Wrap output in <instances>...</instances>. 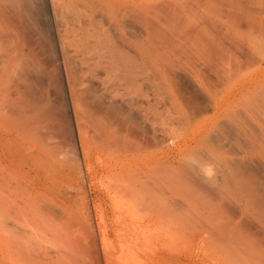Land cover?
Masks as SVG:
<instances>
[{
	"label": "bare ground",
	"instance_id": "bare-ground-1",
	"mask_svg": "<svg viewBox=\"0 0 264 264\" xmlns=\"http://www.w3.org/2000/svg\"><path fill=\"white\" fill-rule=\"evenodd\" d=\"M226 15L252 35L237 40L239 51L251 49L253 35L264 38V0H236ZM131 17L142 20L128 0H0V264H126V258L140 256L143 264H207L206 252L214 245L264 250V60L239 85L219 95L211 89L209 75L196 68L200 89L215 94L204 96L208 101L202 105L197 103L200 85L194 102L173 71V76L162 74L164 81L149 82L152 92L146 94L139 83L147 77L138 68L154 63L157 73L162 64L146 62L151 41L145 38V48L143 39H129ZM183 32L181 43L194 38L208 56L217 42L191 27ZM131 41L137 54L144 51L148 57L133 58ZM151 70L150 76L155 74ZM158 83L161 92L155 90ZM165 90L172 91L171 98L166 92L160 96ZM126 91L133 94L127 101ZM142 95L151 96L146 107ZM116 96L127 105L136 99V109L143 104L147 116L137 110L150 126L133 121L128 108L124 111L130 117L124 113L127 119L120 118ZM162 100L175 116L165 110L164 118ZM239 105L242 113L234 109ZM93 112L104 123L95 120L103 125L97 132L90 121L100 132L97 142V134L92 136L91 147L86 126ZM161 132L172 145H162ZM217 134L227 139L232 134L235 138L229 139H238L242 147L227 142L230 155L234 148L239 151L229 159L216 156L226 147ZM62 147L76 164H66ZM213 152L223 166L217 171L209 161ZM81 167L93 191L96 228L87 203L74 208L64 197L66 187L57 188L69 186ZM98 175L101 186L95 181Z\"/></svg>",
	"mask_w": 264,
	"mask_h": 264
},
{
	"label": "rangeland",
	"instance_id": "rangeland-1",
	"mask_svg": "<svg viewBox=\"0 0 264 264\" xmlns=\"http://www.w3.org/2000/svg\"><path fill=\"white\" fill-rule=\"evenodd\" d=\"M226 4H228L230 6V9H232L233 5L236 4V0H128L129 8L131 10H134L138 15H140L142 17V20H140V19L135 20L132 17L131 18L133 20H128L127 27H128V32H129V39L133 40V41L136 40L135 42H139V41L141 42V40L143 39L142 43L143 44L145 43L144 44L145 48H146V46H149L148 44H146L147 41L148 40L151 41L154 44L152 46V48H151L153 50L151 51V49H150V51H148V53L149 52L150 53L148 54L149 58H146V60H148L146 62L148 63V62L151 61L153 63L154 60H156L155 64L157 66H159V64H162V66H159L160 68L157 67V73H158V69H160L163 72V73H161L159 71L161 73V75L162 74L165 75V73H170L173 76V73L175 72L173 78L177 81L178 84L180 83L179 85H180L181 88H185V92H186V94L188 93V95H191V94L193 95L194 94L196 96L197 95L199 96V94H197V91H196V89L199 88V91L201 90L200 91L201 92L200 93V95H201L200 97L201 98H198L199 100L195 99V96L193 95V97H194L193 100H194V102H197V100H198L197 103L201 104V105L205 104V102L208 101V98L206 97L205 98V102H204V96H208V94L210 93V95L213 97L215 94L214 93L211 94L212 91H210L209 93H208V91H206V93H207V95H206L205 91L202 90L204 88L201 87L202 86L201 84H198V81H196L198 79L196 77L197 75H195L196 68H198V69L200 68L201 69V70L200 69L199 70L202 72V75H204V74H205L204 76H206V75L208 76L209 75L208 79L210 77V80H212V82L214 83V86L211 89L213 90V88H214L213 92L216 91V94L219 95L221 92L225 91L227 88H231L233 86L239 85L245 79L246 76L251 74L252 69L254 68L255 64H257V63L261 62L262 60H264V38H262L260 35H253L256 38V40H254V41H252V39H249V41L252 44H251V49L246 48L244 50V51H247V53L243 52L241 50L239 51V49H238V47L236 45L237 40L239 39L238 41H240V39H241L240 42H243L242 38H244V40H245L246 38H251L252 35H250L248 33H245V32H242V29H238L237 27H235V25H234L235 23H233V20L230 19L229 17H227V15H226L227 14V9H229V6H227ZM187 27H191V28H193V30L197 29L199 32H202L204 35L207 34L209 37L214 36L216 38L217 42L214 43L215 45H213V49L214 50L217 49V50H215V52H214V50L212 49V51L210 52V54L208 56V53H206L207 55L205 54V52H207V51H205L204 49L202 50V48H199V47H202L200 41H197L194 38H191V39L188 40L186 36L184 38H186L187 40L186 41L184 40L185 42L181 43L182 41H180L179 38H181V39H183V38L180 35H182V36L184 35L183 33H185V32H183V29H185V28L187 29ZM153 28L155 29L156 32L153 31ZM214 28L217 29V32L219 31L221 33V36L218 35V34H216V36H215V31L213 30ZM150 33L153 35L152 37L150 36L151 35ZM146 34H149V36L146 37ZM160 35L164 39V43L162 42V44H164V45H162L161 42L159 41V40L162 39V37ZM165 36L169 39L170 43H168L167 40H166L167 44H165V39H166ZM149 37H151V38L149 39ZM157 37L159 38V40H158ZM214 37H212V38H214ZM145 38L147 39V41H146ZM149 41H148V43H149ZM161 41H163V40H161ZM171 42H173V43H171ZM132 43L130 44L131 46L134 44V43L133 44ZM136 44L138 45L139 43H136ZM143 44H142V46H143ZM172 45L174 47H175V45L176 46L177 45L178 46L179 45H183V46L179 47V49L181 51H184V54L181 53L182 54L181 55V54L177 53L179 51V49L174 48V47L171 48ZM131 46L129 48L131 53L129 52V54L130 55L132 54L133 58H136V57L138 58V56H141V55H142L141 56L142 58L148 57V55L147 56H143V54L145 52L142 49H144V47L141 49L143 51V53L141 52V53L137 54L139 52L138 48L136 47L137 50L133 49L135 47V44L132 47ZM246 46L248 47L247 43H246L245 47ZM147 48H149V47H147ZM155 48H156V50H155ZM170 48H171V50H170ZM187 48H188V50H189V48L192 49L191 52H193V53L191 55L188 54V53H191L190 51H186L187 54H185V50H187ZM195 48H197L198 50L196 49L197 51H195ZM182 49H185V50H182ZM199 49H201V51H199ZM135 50L138 51V52H136ZM145 51L147 52V49H145ZM155 52H157V55H158L156 57H155V55H156ZM217 52L218 53L220 52V53L217 54ZM133 53H135V54H133ZM158 53L162 54V56L161 55L159 56ZM145 55H146V53H145ZM152 55L155 58L151 57ZM216 55H218V56L220 55L221 58H219L218 56L216 57ZM161 57H162V59H160ZM140 58L138 60L141 62L142 59H140ZM135 60L137 61V59H135ZM139 61H137V65H139V63H140ZM143 61L145 62V60H143ZM146 62H145V64H147ZM149 65L155 67L154 63L153 64L149 63ZM151 66H150V68L153 69V73H154L156 67L154 69V67L152 68ZM168 67L170 69H172V70H170ZM146 68H148V67L144 66L143 68L141 67V69L138 68L140 70V72L143 73V75H141V77L144 78V74H145V77H147L146 79L148 80V81H145L146 80L145 78H144V80H141V82L139 84L142 83L143 87L146 85V88L147 87L149 88V86H150L149 82H151L150 84H152L153 82H155L154 84H156L158 82L157 81L158 79L164 81V78H163L164 76L163 75H162V79H160V75H159L160 73H158V75H159L158 76L156 71H155V74L150 76L151 73H149V72L152 71V70L150 68H148V69H146ZM167 68L169 69V71L167 70ZM145 69L147 71L148 70H150V71L146 72ZM170 71H173V73L170 72ZM222 73H224L225 75L222 74ZM215 74H218V75H215ZM156 75H157V78L153 79L152 77L153 76L156 77ZM219 75L222 76V77L218 78L217 76H219ZM215 78H216V80L219 79V81L214 80ZM153 80H156V81H153ZM215 81L217 83L220 82V83H218L219 85H217V83ZM259 82H260V80H259ZM145 83H147V84H145ZM159 83L157 85H154L156 91H158L157 88L161 89ZM164 83L165 82H163V84ZM164 85H166V84H164ZM199 85H200V87H198ZM134 87H135V85H134ZM143 87L142 86L139 87L140 88V92H142V90L144 91L143 93H146V94L149 93V92H152V91H150L151 90L150 88L147 91V89L145 87L144 88ZM136 88H138L137 85H136ZM162 88L165 89L167 87L165 86V87H162ZM200 88H202V89H200ZM131 89L132 88H130L127 91L130 92ZM160 89H159V91H160ZM168 89L171 90L170 88H168ZM133 90H138V89H134L133 88ZM133 90H131V92ZM166 90L163 91L162 93H160V96H162L163 93H164L163 95H165V92L168 93L167 95L169 96V92H172V91H166ZM192 90H194V91H192ZM199 91H198V93H199ZM202 91H204L203 94H202ZM135 92L138 93L139 90L138 91H133V94ZM131 94L132 93H128L127 92L126 93L127 99H125V98H123V99H125V101H127L128 97L129 98L131 97ZM170 94H172V93H170ZM126 95H124V96L126 97ZM157 95H158V93H157ZM134 96H136V95H134ZM146 96L147 95H145V96L142 95L141 96L142 98H144L143 102H142L143 104H144L145 99L147 100L148 97H151V96H147V97ZM136 97L140 98V95L138 94V96H136ZM115 98H117V96L114 97V100H115ZM119 98L120 97H118L117 101L115 100L114 103H115V106H117V108L120 107L119 110L116 109L118 112L120 111V113H119L120 118L121 117L125 118L126 113L128 115L129 112H126L124 110L130 109L129 111H131L134 114V116H133V114L131 116V117H134V119L132 118L133 121L136 119V121L139 120L137 122H141L142 123V120H141L142 118L141 117L142 116L144 117V115L146 114V111H144V110H146V108L144 109V106L146 107L147 105L144 104V106H143V104L141 103L143 107L141 105L140 106L144 110L137 108L141 112H142V110L145 112V114H143V112H142L143 115L141 116V114H139L140 111L138 112V110L134 107L135 104L137 103L136 99H134V101L131 100L133 103L127 105L126 104L127 102L124 101L125 103H123V101H120ZM142 98L140 100H142ZM157 98L159 99L160 97L157 96ZM166 98H164L165 99L164 101H167V103L168 102L170 103V98L171 97L168 99L169 101ZM161 99H162V97H161ZM161 99H159V100H161ZM121 100H122V98H121ZM131 101H128V103L131 102ZM164 101L163 100L160 101V102H162L160 104L162 106L161 108L163 109V111L160 108V110L162 112L159 111V110H158V112H161L163 114V112H165V110H166L165 114L167 112L170 113L169 112L170 106L168 105L169 103L167 104ZM120 102H121V104L122 103L123 104L121 105ZM134 102H135V104H134ZM199 102H202V103H199ZM197 103H195V104H197ZM166 105H168L169 107L166 106ZM239 106L235 107V108L233 107V108L234 109L237 108L236 111L239 109L240 113H242L241 112L242 108H241V106L239 108ZM137 107H139V104L137 105ZM123 108H125V109H123ZM170 111H171V113L173 112L172 110H170ZM118 112H117V115H118ZM121 112H123V114ZM131 112L129 114H131ZM93 113L94 114H92V113H90V114H92V115L96 114L95 112H93ZM124 113H125V115H124ZM171 113H170L169 117L175 116L174 113L172 115H171ZM165 114H163L164 118L166 116ZM127 115H126V117H127ZM158 115L160 116V118H158V119H160L159 122H161V125H162L161 127L162 128H166L168 125H166L165 123L162 124V122H165L166 120L164 121V119L161 117L162 115L160 113ZM145 116H147V115H145ZM90 117H91V115L88 118H90ZM129 117L130 116H128L127 118H129ZM167 117L165 119H167ZM127 118H125V119H127ZM91 119H89V120L86 119V120H88L89 122L92 121V122H94V124L96 123V121H98V123H99V121H101L100 122L101 124L104 123V117L102 115L96 114L95 116H92ZM145 119H146V117H145ZM161 119L163 121H161ZM129 121H131V120H129ZM145 121L147 122V124L149 123L148 119L145 120ZM92 122H90V123L87 122V124H90V125H87L88 127L86 126V130H87V128H89V130L91 129L90 131L87 130V132H89V134L87 133V136H88L87 137L88 138L87 142H88V144L91 147H93L94 144H95L93 142V137H95V135L97 134L96 135V136H98L97 139H96V137L94 138L95 142H97L98 138H99V135H100V132H101L100 129L103 127V125L101 127L97 126L98 125L97 123L94 125V129L95 130L97 129L96 130L97 132L100 131L99 134H98L93 128H91V126L93 127V123ZM146 122L143 121L144 124ZM100 123H99V125H100ZM143 123L141 125H143ZM149 126H148V128L145 126L147 128V130L149 129ZM177 130H179L178 127H177ZM93 131H95V133ZM160 134L163 135V136H160V138L163 141V144H162L163 146L167 147L168 145H172L169 135H166L168 137V138H166V136L164 135L163 132H161ZM224 135H226V134H224ZM224 135L217 134L216 137H219L218 139L223 141L225 144L223 142H221V143H223L225 146H226V144L228 142L229 144L231 143L232 146L233 145L235 146L238 143L239 146L236 145L235 148L236 147L238 148L240 146L242 147V144L239 143V141H237L238 140L237 138H236L237 140L229 139V138L233 137L232 134H230L232 137H230V135H229L228 139H227V136H224ZM224 137H226V140L224 139ZM233 138H235V137H233ZM164 139H166V140H164ZM230 140H232V141H230ZM230 148H231V146H230ZM235 148H234V150L236 152H238L239 150L237 151V149H235ZM60 149L62 151L61 152V157L66 162L67 165L73 166L74 164H76L75 161H74V163L72 165V162L75 159L73 157H71V152H69L70 151L69 149H66V147H62ZM226 149H227V146L225 148L223 147V149H221L220 151H218V153H216V156H218V155L221 156L222 155L223 158L225 156V159H229L230 157H233L234 156L233 153L235 154V151L233 150V148H231L233 150V153H232V151L230 152V153H232L231 154L232 156L228 153V151H227L228 149L227 150ZM94 151H95V148L93 149V152ZM205 151L206 150H204L203 152H205ZM225 151H227V153ZM214 154H215L214 152L212 154L210 153L209 154L210 159L209 158L208 159H209V161L210 160L213 161V163L211 162V164L215 165V166H213V167H215L213 169H214V171L215 170L217 171L218 167L223 168V166H221V164L220 165L217 164V161H215L216 159L214 158L215 157ZM226 155H228L229 157L226 156ZM69 156L72 158V160L70 159ZM211 158L212 159L214 158V160H212ZM207 162H208V160H207ZM211 164L209 163L210 166H211ZM83 169L81 167V170H83ZM79 172H78V170H76V173H75L76 175L74 176V177H77L76 178L77 180L75 178H73L74 180L70 181L71 182L70 185L72 187L70 185H69L70 187L67 186V185H63V187L62 186H58L57 188H65L66 187L65 189L68 190V192L64 193V197L68 199V203H72V206L74 208L82 207V205L84 206V203L88 204V205L86 204V206L89 207V209L90 208L92 209V211L89 210V213H90V215L92 217V221H93L94 226L96 228L97 219L95 218V213L93 211L94 209H93L92 203H91V201L94 200L93 199L94 198L93 197V191H92V189H91V187L89 185L88 180L84 177L85 173H86L85 169L83 171H79ZM261 173H264V172H261ZM80 175H82V177H84V179L82 177H80ZM100 175H102V173ZM101 178L102 177H100L98 175L96 177V179H95V181L100 182L99 186H101V184L103 182V178H102V180H101ZM83 187H85V188H83ZM19 190H20V188L18 189V191ZM80 210L82 212L83 208H80ZM106 240L109 241L110 238H106ZM256 251L255 250H252V251L251 250H244V251L241 250L240 251L237 248H234V247L231 248V246H229V247L228 246L227 247L224 246L223 247V246L214 245V246H210L208 248L207 252H206V256H207L206 263L207 264H264V250L257 249ZM194 253H196V250L194 251ZM256 257H258V258H256ZM125 262H126V264H143V259H142L141 256L138 259L128 257V258H126Z\"/></svg>",
	"mask_w": 264,
	"mask_h": 264
}]
</instances>
